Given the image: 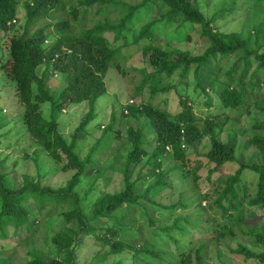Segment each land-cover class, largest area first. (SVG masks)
<instances>
[{
	"label": "trees",
	"instance_id": "trees-1",
	"mask_svg": "<svg viewBox=\"0 0 264 264\" xmlns=\"http://www.w3.org/2000/svg\"><path fill=\"white\" fill-rule=\"evenodd\" d=\"M156 2L164 4L169 15L181 16L182 23L197 26L201 39L207 46L202 52L193 54L189 50L170 49L153 44L151 40L147 42L143 47V53L148 55V62L153 71L144 72V79L137 86L134 96L142 94L151 78L171 77L176 72L186 75L193 65L197 87L207 95L209 93L201 82L199 70L212 55L220 54L235 56L232 67L228 68L225 77L221 79L224 86L219 94L221 107L238 110L244 104L250 105L249 97L253 88L263 82L255 78L256 73L264 70L263 20H260L263 22L259 24L254 23L252 30L244 35L242 31L228 32L218 28L214 22L217 18L206 16L198 0H141L136 4H128L124 0H0V32L9 50V56L2 60L0 68L15 83L18 100L23 106L22 119L33 139L40 143L55 161L62 163L63 170H75L65 186L51 189L40 188L39 184L31 182L28 176L21 187H12L6 178L7 174L0 168L1 236H5L6 226L16 229L25 225L26 232L32 234L35 231L36 228L33 230L32 227L37 226L38 219L30 218L29 208L24 205L28 198H32L38 204V211L48 218H51L49 216L51 211L44 210V203L62 202L68 205L63 217L70 225L63 226V229L51 234L50 239L44 241L48 250L36 248L30 250L32 258L27 264H76L78 250L89 234L102 241L107 248L105 251L109 254L130 251L134 256L144 254L146 261L154 264H203L202 260L205 259L208 248V243L204 240L195 241L194 246L180 251L179 246H176L175 257L173 253L163 257L153 245L143 244L137 247L126 241L125 238L134 233L131 232L129 225L121 221L118 210L125 207L128 211L135 210L134 206L142 205L140 200L144 195L137 193V181L131 178L130 169L144 160L146 164L153 161L150 175L154 179L147 190L163 188L168 184L166 176L177 169L190 176L191 182L197 184L199 170L203 165L202 163L192 165V157L187 153V149L204 138L210 140V149L204 155L207 163L202 168L208 167L209 180H212L213 174L220 171L225 163L238 161L237 143L231 137L225 141L219 137L226 123L233 120L230 116L224 120L210 116L201 118L195 113L190 98L182 94L179 95V110L175 113L151 102L128 103L122 110V116L133 118L136 122L142 118L147 119L156 132L152 152L144 148L145 132L141 124L136 128L128 126L127 142L130 148L124 155L123 189L99 197L89 214L83 210L82 201L93 190V183L101 175L99 174L101 170L83 197L76 190L86 175L87 165L95 163L92 153L81 158L75 151L77 135L96 117L95 102L106 92L105 74L108 68L115 67L124 73L121 64L115 60L121 47L114 46L106 33L113 32L114 41L125 37L128 24L133 21L135 14ZM94 4L121 5L125 9L121 10L119 20L112 21L105 17L90 27H84L79 21L81 10ZM234 4L235 0H232L231 10L234 9ZM21 6L25 9L23 24L20 23L18 15ZM221 10L226 12V9ZM254 13L260 16L262 11L254 10ZM42 20L49 21L40 26ZM154 24L155 22H147L138 35H135L136 42L142 38L148 40L147 37L153 36ZM252 56L257 64L250 81L246 83L236 78L235 72L239 71L240 75H243ZM41 64L45 65V69L38 73L37 69ZM58 71L66 75L67 85L60 91H52L47 85L46 78ZM218 77L219 75L215 74L211 78ZM168 86L161 89L154 86L151 90L154 93L158 90L166 91L170 89ZM249 87L252 88V92L248 91ZM254 100L258 102L257 98ZM83 101L89 104V111L73 133V140L69 142L60 131L57 119L45 116L43 104L50 102L52 106L62 109ZM206 104L212 106V98L208 95ZM241 115V112L235 114L234 120ZM253 128H264V121L256 122ZM105 130H112V123ZM248 139L250 144L261 152L262 161L250 164L238 161L240 163L238 169L220 179L216 189L203 194L198 204L202 207L204 206L202 201L209 202L206 204L207 209L215 210L214 213H219L223 218L222 223L213 226L214 235L211 239L222 241L224 237L237 233L251 235L252 246L262 248V251L255 252L243 244H239L231 251L243 254L245 258H256V264H264V133H253ZM167 160L174 163L170 169L163 168ZM246 169L257 174V181L254 183V189L244 186L241 195L238 185L243 182V173ZM214 195L217 196L212 198ZM178 206L188 208L191 204L180 199L177 204L166 208L174 210ZM257 210L262 214L259 224L248 226L247 231L244 230L243 223L247 218L255 217ZM103 218H106L107 225L97 227L95 222ZM150 220L152 221L151 218ZM185 220L187 221L188 217ZM175 228L178 231L177 235L172 233ZM181 228L178 221H175L171 226L163 227L162 231L170 240L181 241L185 234Z\"/></svg>",
	"mask_w": 264,
	"mask_h": 264
},
{
	"label": "rangeland",
	"instance_id": "rangeland-1",
	"mask_svg": "<svg viewBox=\"0 0 264 264\" xmlns=\"http://www.w3.org/2000/svg\"><path fill=\"white\" fill-rule=\"evenodd\" d=\"M128 4L140 3L141 0H124ZM206 16H215V25L225 31H242L244 35L251 29L254 23L264 21V0H235L234 9L231 10L232 0H198ZM226 9L223 12L221 9ZM125 7L104 6L94 4L82 8L80 13V23L84 27L109 17L112 21L121 18V10ZM261 9L260 16L254 10ZM25 9L19 7L20 23L23 24ZM65 18V17H64ZM263 20V21H260ZM49 20H42L40 26ZM147 22H155L153 26V36L140 39L136 42L135 35H138L141 28ZM19 23V22H18ZM129 28L125 32V37L114 41L113 32H108L110 41L114 46H119L115 60L121 64L124 73L115 67H109L105 74L106 92L99 96L95 102L96 117L77 135V145L75 151L81 158L92 153L95 163L87 165L86 175L82 178L80 185L76 188L80 196L83 197L86 190L93 183L98 171L101 174L93 183V190L89 192L82 201L83 210L89 214L94 202L106 193H115L124 187L123 163L130 148L127 142V128L141 124L145 134L143 140L144 148L150 153L153 150L156 140V132L147 119H140L136 122L133 118L122 116V110L126 104H138L141 101L151 102L170 112L179 110V95L190 98L195 113L205 118L207 116L226 119L227 116L233 118L226 123L225 128L219 137L224 141L231 137L237 143L236 157L239 162L250 164L262 161L261 152L250 144L248 137L253 133H264V128L256 129L253 125L256 122L264 121V70L255 74V78L263 80L259 86L249 87L250 105L244 104L237 109H223L220 104L219 94L223 89L221 79L225 77L228 68H231L235 56L212 55L208 62L200 68L199 75L201 82L207 88V94L212 98V106L206 104L207 95L197 87L194 75L195 66L186 75L176 72L171 77H153L149 84L142 90V94L134 96L137 86L144 79V72L153 71V67L148 62V55L143 53L144 45L152 41L153 44L163 45L166 48L179 50H189L193 54L200 53L206 48V43L201 39L197 26L192 27L190 23H182L181 16L168 14V8L159 2L152 3L142 8L135 14L134 19L128 24ZM0 32V63L9 56L8 47L5 46ZM264 50V47L262 48ZM5 57V58H2ZM254 56L247 63V69L243 75L239 71L235 72V77L248 83L253 71L256 68ZM45 65L41 64L37 71L42 73ZM218 74V79H212ZM212 77V78H211ZM47 85L52 91H60L66 87V75L60 71L49 75ZM169 85V86H168ZM159 89L168 86L166 91L158 90L155 93L151 87ZM257 98V103L256 99ZM259 105V106H258ZM89 111V104L86 101L73 103L59 108L52 106L50 102L43 104V113L46 117H54L59 123V129L69 142L73 140V133L80 126L82 118ZM242 115L234 120L235 114ZM23 106L19 102L14 81L7 76L0 68V168L7 174L10 186L19 188L24 184L25 177L38 183L40 188L48 187L58 189L67 184L74 169L67 171L61 168L62 163L55 161L48 152L31 136L26 124L22 119ZM112 123V130L105 129ZM210 149L209 138L197 141L193 147L187 149V153L192 157V165L202 163L203 167L207 163L204 157ZM227 162L221 170L215 172L212 180L207 178L208 167L199 170V180L195 184L191 182V177L186 176L180 169L173 170L166 176L168 184L163 188H153L147 190L153 182L154 177L150 175L151 165L139 163L130 169L131 178L137 181V193L144 195L141 198L142 205H136L135 210H118L121 221L130 226V235L125 238L137 247L147 244L153 245L154 249L160 251L163 256L173 253L175 257L176 246L179 251L194 246L198 240L208 243L206 257L203 264H256V258H245L243 254H236L231 251L239 244H243L255 252L263 249L253 247L251 235L237 233L224 237L222 241L214 238L213 226L222 223L223 218L215 210L207 209L209 202L202 201L198 204L201 196L216 189L220 179H224L233 174L239 167V162ZM174 163L172 160L165 161L163 168L170 169ZM257 174L246 169L243 173V182L238 185V191L242 195L244 186L255 188ZM214 195L212 198H215ZM180 199L191 204L188 208L178 206L176 209L168 210L166 206L177 204ZM24 205L29 208L30 218L37 217L35 231L30 234L25 225L19 228L6 226L5 236L0 234V264H27L32 258L29 251L32 249L48 250L44 241L50 239L51 234L63 229V226L70 225L65 222L63 212L68 208L66 203L53 202L44 203V210H50L48 218L38 211V204L32 198L25 200ZM188 217L186 221L185 218ZM152 219V221L150 220ZM262 218L260 210H257L255 217L247 218L243 224L244 230L248 226L257 225ZM110 221V220H109ZM178 221L181 231L184 230L181 241L170 240L162 231L163 227H169ZM97 227L106 226V218L95 222ZM239 228V226H237ZM33 229V230H34ZM176 228L172 233L176 234ZM99 233V232H97ZM179 238V236H178ZM191 241L189 242V240ZM196 241V242H195ZM178 243V244H176ZM106 246L93 235L89 234L84 238L78 250L76 264H113L119 261L122 264H154L147 262L144 254L134 256L133 252L125 251L119 254H109L105 251ZM178 251V252H179ZM50 256V255H49ZM48 257V256H47ZM45 258L48 260V258ZM157 264V263H155Z\"/></svg>",
	"mask_w": 264,
	"mask_h": 264
}]
</instances>
